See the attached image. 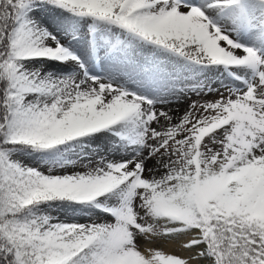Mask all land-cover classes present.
Returning a JSON list of instances; mask_svg holds the SVG:
<instances>
[{
	"label": "snow or ice",
	"instance_id": "obj_1",
	"mask_svg": "<svg viewBox=\"0 0 264 264\" xmlns=\"http://www.w3.org/2000/svg\"><path fill=\"white\" fill-rule=\"evenodd\" d=\"M0 264H264V0H0Z\"/></svg>",
	"mask_w": 264,
	"mask_h": 264
},
{
	"label": "bare ground",
	"instance_id": "obj_2",
	"mask_svg": "<svg viewBox=\"0 0 264 264\" xmlns=\"http://www.w3.org/2000/svg\"><path fill=\"white\" fill-rule=\"evenodd\" d=\"M176 109H179V112H175L174 115H178L179 113H182L183 111V106L182 105H176ZM151 166V165H149ZM179 247H177V245L175 243H170L169 245L166 246V249L168 251H172V252H176L177 254H180V255H186L184 254V252H178Z\"/></svg>",
	"mask_w": 264,
	"mask_h": 264
},
{
	"label": "rangeland",
	"instance_id": "obj_3",
	"mask_svg": "<svg viewBox=\"0 0 264 264\" xmlns=\"http://www.w3.org/2000/svg\"><path fill=\"white\" fill-rule=\"evenodd\" d=\"M207 99H212L213 97H206ZM192 99H197V97H195V96H193L192 97ZM188 103H189V101L188 100H183V102L182 103H179L178 105H182L183 106V111H184V109L187 107V105H188ZM176 105L177 104H172V105H170V107L171 108H173V109H176ZM182 111V112H183ZM175 113V112H174ZM69 215H71L70 213H69ZM81 222H84V221H81ZM183 239V238H182ZM167 245H169V244H165L164 246L166 247ZM178 252H184V251H182L180 248H178V250H177ZM184 254H188L187 252H184Z\"/></svg>",
	"mask_w": 264,
	"mask_h": 264
}]
</instances>
